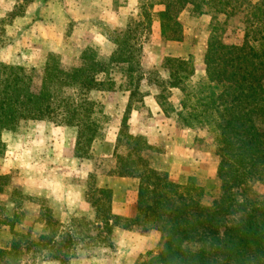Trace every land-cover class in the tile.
Returning a JSON list of instances; mask_svg holds the SVG:
<instances>
[{
  "label": "rangeland",
  "instance_id": "rangeland-1",
  "mask_svg": "<svg viewBox=\"0 0 264 264\" xmlns=\"http://www.w3.org/2000/svg\"><path fill=\"white\" fill-rule=\"evenodd\" d=\"M166 1L182 0H0V79H33L35 92L42 79L115 81L112 90L90 94L95 111L88 128L94 131L96 120L99 128L85 158L75 157L74 147L88 131L77 133L58 121L22 120L15 131L2 134L0 247L11 241V231H29L37 240L46 215L74 225L76 241L83 239L69 260L62 258L67 243L61 241L59 254L32 248L24 264H61L60 259L63 264H148L160 253V233L133 223L138 182L118 174L119 160H147L176 182L194 177L204 201L219 197L214 143L205 130L175 123L173 109L183 93L164 81L189 79L190 90L203 87L211 41L251 49L252 64L264 61V0H188L192 3L180 13L175 5L165 11ZM124 41L120 54L123 60L130 57L132 66L111 68L108 61ZM126 79H140L138 89ZM139 146L143 152L131 155ZM120 179L126 183L114 187ZM106 187L116 196L115 208L132 213L112 209L117 224L113 219L104 224L96 214L106 205L97 189ZM249 192L264 198L261 184H250Z\"/></svg>",
  "mask_w": 264,
  "mask_h": 264
},
{
  "label": "trees",
  "instance_id": "trees-1",
  "mask_svg": "<svg viewBox=\"0 0 264 264\" xmlns=\"http://www.w3.org/2000/svg\"><path fill=\"white\" fill-rule=\"evenodd\" d=\"M191 3L166 1L163 5L165 11L178 6L180 13ZM220 12L229 14L226 10ZM125 44L126 41L117 44L118 51L108 61L111 68L132 66L130 57L123 60L125 57L120 54ZM253 57L251 49L211 41L205 57L208 79L203 87L199 84L196 90H190L189 79L164 81L183 93L173 109L175 123L205 130L214 143L219 158L220 195L210 204L204 201L203 190L194 177L176 182L167 171L157 170L147 160L139 164L134 159L118 161V174L138 182L133 223L142 230L159 232L163 241L160 253L150 257L148 264H264V198L249 192L252 183L264 186V61L252 64ZM261 57L263 60L264 51ZM177 62L185 65L182 60ZM93 63L101 67L99 62ZM32 82L33 79H0V153L5 149L2 134L15 131L20 121L50 120L76 127L77 133L80 128L88 131L76 138L74 147L75 157H87L99 128L98 120L94 131L88 128L93 124L95 111L90 94L112 90L114 79H42L37 92L31 90ZM126 82L129 87L136 85V91L140 79ZM129 87L126 90L130 91ZM132 94L131 91L130 97ZM143 145L148 149L145 142ZM141 147H133L131 155L139 156ZM97 193L103 195L106 205L102 210L96 208V214L104 224L108 225L111 219L117 224L119 217L111 212L112 190L100 188ZM11 234V241L0 247V264H24L22 258L32 248L59 254L61 241L67 243L62 258L69 260L83 240L76 241L79 233L74 225L58 223L50 215L45 216L37 240L31 239L29 231Z\"/></svg>",
  "mask_w": 264,
  "mask_h": 264
},
{
  "label": "crops",
  "instance_id": "crops-1",
  "mask_svg": "<svg viewBox=\"0 0 264 264\" xmlns=\"http://www.w3.org/2000/svg\"><path fill=\"white\" fill-rule=\"evenodd\" d=\"M120 180H124V181H115V183H114V187L115 186H121L123 183H126L125 181V179H120ZM112 190V189H111ZM129 193H131V190H130V192L128 191V194ZM132 196H134L135 198H134V206H135V204H136V195H134V194H132ZM115 202H116V196H115V194H113V191H112V200H111V212H112V209L114 210V211H116V213L115 214H122V215H126V214H132L131 212H127V209L125 208L124 210H118L119 208H118V206L116 205V208H115Z\"/></svg>",
  "mask_w": 264,
  "mask_h": 264
}]
</instances>
